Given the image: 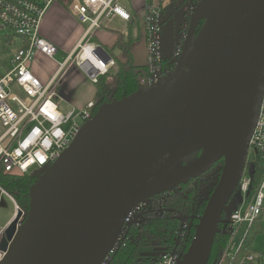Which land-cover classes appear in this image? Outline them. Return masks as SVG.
Segmentation results:
<instances>
[{
	"label": "water",
	"instance_id": "1",
	"mask_svg": "<svg viewBox=\"0 0 264 264\" xmlns=\"http://www.w3.org/2000/svg\"><path fill=\"white\" fill-rule=\"evenodd\" d=\"M187 29L174 69L100 105L30 186L24 219L20 211L3 234L2 264H102L141 201L221 163L178 263L209 264L264 93V0H200Z\"/></svg>",
	"mask_w": 264,
	"mask_h": 264
},
{
	"label": "built area",
	"instance_id": "2",
	"mask_svg": "<svg viewBox=\"0 0 264 264\" xmlns=\"http://www.w3.org/2000/svg\"><path fill=\"white\" fill-rule=\"evenodd\" d=\"M200 0H157L156 4L145 7L142 25L146 45L145 69L138 75V87H150L171 72L182 49L186 34L174 32L172 67L162 66L163 26L167 20H177L176 12L182 9L183 22L188 23L193 10ZM53 3L64 4L69 12L83 25H88V34L98 29L101 22L112 16L120 17L126 22L133 20L132 15L121 5L119 0H0V28L9 29L21 43L15 49L11 59L12 67L6 74H0V171L3 175L15 173L38 178L47 171L64 152L76 136L79 129L91 120L96 102H89L85 108L73 107L63 112L62 105L56 99V88L66 68L78 66L91 83H98L110 72L116 61L107 50L89 44L83 40L77 49L60 65L58 74L49 83H42L30 70L34 57L41 53L54 58L58 47L47 41L39 32L40 23L47 9ZM174 30V29H173ZM13 39L12 42H14ZM258 118L249 141V159L251 166L245 171L235 191L241 205H233V197L223 212L219 223L218 235L227 237L226 246L215 264H235V257L243 247L244 239L257 220H264V93L258 111ZM258 164L262 175L258 183H253V164ZM248 167V166H247ZM176 190V189H175ZM174 191V190H173ZM173 191L141 201L125 217V223L113 248L102 264H113L114 257L126 245L134 240L133 230L145 222L148 217L171 215L178 220L173 244L168 250H159L152 264H178L189 247L193 234L189 235L190 217L168 206ZM234 193V194H235ZM11 199L16 216L25 210L17 204L14 195L0 184V200ZM13 216V217H14ZM22 221L18 224L21 225ZM9 223L0 229V243ZM246 228L239 246L235 239L240 230ZM7 252L0 248V264ZM257 255L243 257L238 264L256 261Z\"/></svg>",
	"mask_w": 264,
	"mask_h": 264
},
{
	"label": "trees",
	"instance_id": "3",
	"mask_svg": "<svg viewBox=\"0 0 264 264\" xmlns=\"http://www.w3.org/2000/svg\"><path fill=\"white\" fill-rule=\"evenodd\" d=\"M132 25L133 26L129 29L131 35L127 38L120 37L115 44L116 49L123 51L125 56L124 61L117 59L113 51L106 49L110 56L116 61V68L95 84L97 89V105L94 113L103 103L120 100L124 96L135 93L138 89L137 77L145 68L135 65V59L132 55V44L138 39L137 36H133L134 29L138 24L134 22ZM198 154L199 153H195V155L186 158L185 163L195 160ZM251 164L252 163H250L248 159L245 168L251 166ZM253 165L252 177L253 183L256 184L262 175V171L258 164L255 163ZM214 168H217V170L214 171L215 176L212 182H204V185L200 186L198 181H191L185 185H181L178 187L179 189L172 192L167 201L168 206L188 216L200 215L221 175V165L217 164ZM36 181V178L24 174L9 173L8 175H3L0 171V184L14 195L17 204L25 210V212L29 210V188ZM262 221L261 219L257 220L254 225L250 227L244 239V245L235 257V264L241 262L243 257L256 254L253 249L252 241L254 240V236L259 234L262 230ZM177 226L178 220L173 216L163 218L155 216L148 217L141 227L134 230V240L130 241L126 245V248L118 252L113 259V264H152V260L155 258L157 251L161 249L168 250L173 244ZM226 241L227 237L221 235L216 236L209 264H213L219 258L226 246ZM230 261L231 260H228L227 263ZM249 264H264V259L257 255L256 261Z\"/></svg>",
	"mask_w": 264,
	"mask_h": 264
},
{
	"label": "crops",
	"instance_id": "4",
	"mask_svg": "<svg viewBox=\"0 0 264 264\" xmlns=\"http://www.w3.org/2000/svg\"><path fill=\"white\" fill-rule=\"evenodd\" d=\"M153 1V0H152ZM157 0L153 1L156 4ZM123 6V5H122ZM140 10L132 8L129 4L126 5V10L132 15L133 20L131 22H126L120 17L112 16L111 18H106L101 22L98 29L91 31L88 34V25H83L79 22L78 18H75L67 9V7L62 3H53L46 11L43 16V20L40 23L39 32L42 37L47 41L49 40L52 44L58 47V53L65 55L62 63L54 61V58L46 57L41 53H37L34 57L33 63L30 66L32 73L38 77V79L47 84L52 80V78L58 74L59 67L66 58L69 57L76 49L77 45L86 40L89 44H94L102 47L104 50L113 51L114 55L121 53L119 60L125 59L122 50L116 49L115 44L120 39V37L127 38L130 34V28L132 23L136 22L138 26L134 29L133 36H137V40L132 44V55L135 59V49L136 44L141 41L143 55L142 63L137 62L135 59V65L138 67H145L146 64V45L144 40V30L143 25L139 18H143L145 7ZM18 42L21 43L19 40ZM136 43V44H135ZM140 52V51H139ZM82 70L77 66H71L66 68L65 71L58 75L62 77L56 88V99L62 103H67L75 108H85L89 102H97L96 94L97 89L94 83H91L88 78L84 81L79 82V75H85ZM85 77V76H83Z\"/></svg>",
	"mask_w": 264,
	"mask_h": 264
},
{
	"label": "rangeland",
	"instance_id": "5",
	"mask_svg": "<svg viewBox=\"0 0 264 264\" xmlns=\"http://www.w3.org/2000/svg\"><path fill=\"white\" fill-rule=\"evenodd\" d=\"M153 1H155V0H153ZM153 1L152 0H119V2H121V5H123L125 8H126V5L129 4L132 8H134L136 10H140L144 6V4H146L147 6L152 5ZM176 15H177L176 23H174L173 21L167 20V22L163 26V30H164L163 31V41H162L163 56L167 57V58L171 57L172 52H173L174 36H173L172 28L174 26L177 27L181 23V21L183 20L181 8L177 10ZM139 19H140V21L142 20V18H139ZM141 23H142V21H141ZM13 36H15V35L9 29L4 28V30H3L0 28V74H2V75L6 74V72L11 69V67H12L11 59L13 57V53H14L15 49H17L20 46V42H18L19 39L15 38V37L13 38ZM13 39H15L14 42H12ZM139 43H141V41L138 42L137 44L135 43L137 48L140 47V50L135 49V51H134L135 55L134 56H135V59H137V62L142 63V61H143V59H141V58H143L142 57V55H143L142 45ZM120 55H121V53H119L118 51H117V53H115V56L117 59H118V57H121ZM64 57H65L64 54L59 53L54 57V61L62 63ZM115 68H116V66H114L112 68V70H110V72L114 71ZM106 74H108V72ZM82 75H83V73H82ZM83 76H85V77H83ZM83 76L79 75V78H78L79 82H82V81H84L85 78H87L86 75H83ZM61 105H62L61 107H62L63 112L64 111L68 112L73 108L71 105H68L65 102L62 103ZM251 157H252V152H249L248 158L250 159ZM248 168H249V166L245 168V171H247ZM216 170H217V168L213 167L210 170V173L206 174L205 177L203 178L204 180L202 179L200 181V183H203L205 180H208L209 183H210V181H213L214 176H215L214 171H216ZM232 201H233V205H235V206L239 207L241 205V203L239 202L240 200H239V195L237 192L234 194ZM14 214H15V207H14L12 200L3 196L0 200V229L3 228L4 226H6L8 223H10V220L12 219ZM192 217L193 216L190 217V222H191ZM193 222H194V220H193ZM261 229L262 230L260 231V233L254 236V240L252 241V243H253V249L256 252V254L258 253L257 255L261 256L264 259V220L262 221ZM246 230H247L246 228L242 227V230H240L239 234L236 236V239H235L236 246L240 245V242H241ZM217 261H218V259H217Z\"/></svg>",
	"mask_w": 264,
	"mask_h": 264
},
{
	"label": "flooded vegetation",
	"instance_id": "6",
	"mask_svg": "<svg viewBox=\"0 0 264 264\" xmlns=\"http://www.w3.org/2000/svg\"><path fill=\"white\" fill-rule=\"evenodd\" d=\"M176 19H177V17H176ZM175 23H176V21H175ZM187 27H188V23H185L184 24V22L183 21H181V23L176 27V26H174L172 29H174V32L176 33V35L178 34V36L180 35V36H182V35H184V34H186L187 33V31H188V29H187ZM174 32H173V34H174ZM172 61H173V58H167L166 57V59H164V62H163V64H162V66H165V67H172ZM138 78V77H137ZM220 165H221V163H219ZM217 165V164H216ZM208 173H210V172H208ZM207 173V174H208ZM206 175V174H205ZM205 175H203L202 177H200V178H197L196 180H193V182H196V181H198V184L200 183V181L205 177ZM204 180V179H203ZM204 182H208V180H205ZM204 182L203 183H200V186L201 185H204ZM210 182H212V181H210ZM177 189H179V188H177ZM205 208V207H204ZM168 216H171V215H168ZM168 216H164V217H168ZM191 216H193V217H195V219H194V225L196 224V222H198V216H195V215H191ZM191 216H189V217H191ZM172 217V216H171ZM163 218V217H162ZM147 220V219H146ZM145 220V221H146ZM145 222H143V224H144ZM142 224V225H143ZM142 225H140L139 227H141ZM194 225H192L191 226V229H190V225H189V235H191L192 233H193V231H192V229H193V226ZM138 227V228H139ZM135 230V229H134ZM134 230L132 231L133 232V234H134V236H135V232H134ZM194 234V233H193ZM158 252V251H157ZM157 252H156V254H157Z\"/></svg>",
	"mask_w": 264,
	"mask_h": 264
}]
</instances>
